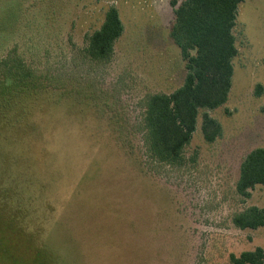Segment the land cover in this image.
Returning a JSON list of instances; mask_svg holds the SVG:
<instances>
[{"label":"rangeland","instance_id":"374dc122","mask_svg":"<svg viewBox=\"0 0 264 264\" xmlns=\"http://www.w3.org/2000/svg\"><path fill=\"white\" fill-rule=\"evenodd\" d=\"M183 1L0 0V60L16 47L33 71L0 102V264H230L264 250V227L233 224L264 209V185L236 191L244 158L264 148V0L238 7L228 101L200 110L177 163L148 153L146 100L187 75L171 36ZM111 7L124 32L93 60ZM205 115L222 127L213 143Z\"/></svg>","mask_w":264,"mask_h":264},{"label":"trees","instance_id":"16d2710c","mask_svg":"<svg viewBox=\"0 0 264 264\" xmlns=\"http://www.w3.org/2000/svg\"><path fill=\"white\" fill-rule=\"evenodd\" d=\"M243 1L185 0L176 8L171 36L186 62L187 75L183 85L172 94H155L145 103L143 131L148 153L159 162L180 161L196 132L200 110H215L228 101L233 61L238 55L233 32ZM123 32L120 14L111 7L103 27L89 38L87 55L93 60L110 58ZM32 72L16 47L0 60V102L24 92L22 86L32 80L29 81ZM263 92V86L258 85L256 95L259 97ZM261 112L264 113V108ZM202 132L206 142L213 143L221 136L222 127L205 115ZM240 171L236 191L247 200L256 186L264 185V148L251 151ZM233 224L239 229L264 227V209L249 207L233 218ZM230 261V264H264V250L257 248L232 255Z\"/></svg>","mask_w":264,"mask_h":264}]
</instances>
